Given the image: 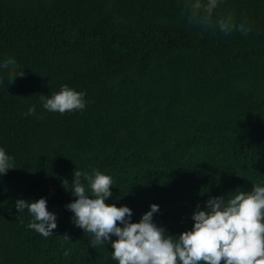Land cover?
Listing matches in <instances>:
<instances>
[{
    "label": "trees",
    "instance_id": "1",
    "mask_svg": "<svg viewBox=\"0 0 264 264\" xmlns=\"http://www.w3.org/2000/svg\"><path fill=\"white\" fill-rule=\"evenodd\" d=\"M182 7L0 0V64L12 57L24 72L8 85L0 68V147L15 166L0 176V264H117L65 207L75 169L110 175L106 203L129 207L132 222L158 205L153 221L169 235L190 230L210 197L264 186V0H221L214 12L248 35L190 25ZM63 85L86 93L83 110L43 108L40 96ZM40 198L57 217L48 238L15 208Z\"/></svg>",
    "mask_w": 264,
    "mask_h": 264
},
{
    "label": "clouds",
    "instance_id": "2",
    "mask_svg": "<svg viewBox=\"0 0 264 264\" xmlns=\"http://www.w3.org/2000/svg\"><path fill=\"white\" fill-rule=\"evenodd\" d=\"M220 2L182 0L181 15L187 16L190 25L204 30L218 28L225 35L233 31L248 35L251 28L246 23L237 24L232 14L213 19ZM0 68L8 71V85L24 76L23 70L18 71L15 58L4 60ZM85 95L63 85L50 96L42 94L40 101L44 109L64 114L83 110ZM35 112V106H31L25 115ZM10 169H15L13 158L0 147V176ZM68 183L63 181L66 190ZM71 183L70 192L76 199L65 207L73 213V223L91 237V247L110 243L111 258L117 264H264V186L259 183L252 185L250 191L237 189L210 197L203 209L197 205L191 217L192 228L179 235H169L164 227L154 223L153 216L159 211L156 204L139 222H132L129 207L106 203L112 196L110 175L97 169L91 173L75 169ZM15 208L19 214L27 210L32 217L27 227L44 238L52 236L57 228V217L48 211L45 198L34 202L18 199Z\"/></svg>",
    "mask_w": 264,
    "mask_h": 264
}]
</instances>
